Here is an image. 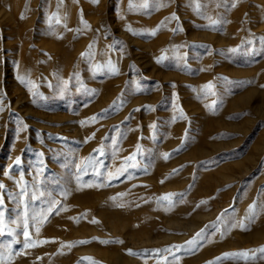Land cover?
Masks as SVG:
<instances>
[{
  "label": "rangeland",
  "instance_id": "1",
  "mask_svg": "<svg viewBox=\"0 0 264 264\" xmlns=\"http://www.w3.org/2000/svg\"><path fill=\"white\" fill-rule=\"evenodd\" d=\"M0 18V264H264V0Z\"/></svg>",
  "mask_w": 264,
  "mask_h": 264
},
{
  "label": "snow or ice",
  "instance_id": "2",
  "mask_svg": "<svg viewBox=\"0 0 264 264\" xmlns=\"http://www.w3.org/2000/svg\"><path fill=\"white\" fill-rule=\"evenodd\" d=\"M91 2H92V3H99V0H91ZM232 6L235 7L234 4H233ZM197 8H199V5H198V4H197ZM59 22H60V21H59V18H57V23H59ZM212 23H213V25H215L216 23H218V21L213 20ZM85 27H88V25H87L86 23H85ZM129 30L131 31V29H129ZM151 34H152V35H155L156 32L153 31ZM230 51L235 52V51H237V50H236V49H231ZM113 71H115L114 67H113ZM20 79H21V82H22V83H25L26 85L29 83L28 81H25L23 77H21ZM213 87H214L213 85L209 84V85L206 86V90H207V89H211V88H213ZM29 91H31V88H29ZM33 95H36V93H33ZM213 107H214V105H213ZM137 111H139V109H137ZM94 119H95V118H94ZM169 157H170V154H168V153L163 154V158H164L165 160L169 159ZM130 159L134 160L135 157H131ZM17 163H19V161H17ZM132 166L135 167V164H133ZM110 175H111V174H110ZM3 187H4V186H3L2 184H0V188H3ZM20 195H21V196L25 195V191L22 190L21 193H20ZM181 195H182V194H181ZM171 196H172V194H168V195H166L165 197H162L161 199H162V200H165V201H168V202H169V205L171 206ZM201 203H205V202L202 201ZM52 210H53V206L50 205L49 208L47 209V212H51ZM250 211H254V206L250 207ZM222 216H223V214H222ZM32 219H33V221H35L36 223H40V222L45 221V220L47 219V216H46L45 214H40L39 216L34 215V216L32 217ZM220 222L223 223V219H221ZM24 228H25L24 236H25L26 241L28 242V247H33L34 244H33L32 241H31L30 233H29V231H28L27 213H26V216H25ZM36 231H37V232L40 231L39 227L36 228ZM202 238H203V231L196 233V235L193 237V239L187 241L186 243H187V245L189 246V248H190L191 250H194V248H193L192 246L198 244ZM41 243H44V242H41ZM169 251H171V249H169ZM260 251H261V252H264V248L260 249ZM129 254H133V255H134V253H131V252H130ZM226 255H239V256H242V257H243V256H247L248 253H247V252H242V253H238V254H226Z\"/></svg>",
  "mask_w": 264,
  "mask_h": 264
},
{
  "label": "bare ground",
  "instance_id": "3",
  "mask_svg": "<svg viewBox=\"0 0 264 264\" xmlns=\"http://www.w3.org/2000/svg\"><path fill=\"white\" fill-rule=\"evenodd\" d=\"M5 13H6V11H5ZM2 14H3V16H4V13H2ZM2 14H1V15H2ZM5 16H7V15H5ZM9 16H10V15H9ZM0 19H1V18H0ZM7 20H8V18H7ZM10 20H11V18H10ZM9 23H10V21H9ZM10 24H11V23H10ZM13 25H14V24H13ZM99 250H100V249L98 248L97 251L99 252Z\"/></svg>",
  "mask_w": 264,
  "mask_h": 264
}]
</instances>
